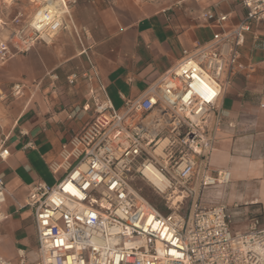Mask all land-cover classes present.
Listing matches in <instances>:
<instances>
[{"label": "built area", "instance_id": "2783aa9c", "mask_svg": "<svg viewBox=\"0 0 264 264\" xmlns=\"http://www.w3.org/2000/svg\"><path fill=\"white\" fill-rule=\"evenodd\" d=\"M238 1L244 17L235 25H228L229 14L201 12L202 21L220 30L210 43L183 50L140 97L125 100L120 110L93 97L90 122L61 142L48 163L59 175L55 184L37 182L28 191L24 206L34 217L36 264H264V227L257 216L245 232L232 231L225 205L200 208L196 202L204 189L230 181L229 171L210 167L216 134L228 118L221 101L235 78L254 72L241 48L254 26L264 28V0ZM59 2L35 13L13 49L0 41V64L63 28L66 5ZM75 81V74L67 78ZM23 87L16 82L8 94L0 90V101L20 97ZM7 156L0 141V159ZM151 171L167 184L163 192L152 185L155 192L181 197L166 214L131 186L133 177L148 182ZM5 198L0 178V223ZM185 199L192 202L187 215L178 212ZM0 264L10 263L0 257Z\"/></svg>", "mask_w": 264, "mask_h": 264}, {"label": "crops", "instance_id": "0c3cea01", "mask_svg": "<svg viewBox=\"0 0 264 264\" xmlns=\"http://www.w3.org/2000/svg\"><path fill=\"white\" fill-rule=\"evenodd\" d=\"M100 2L70 7L75 30L86 29V38L80 40L66 25L50 44L39 41L0 64L3 93L13 83L24 86L20 97L0 101V141L8 150L0 159L6 187L0 257L10 264H20L21 257L24 264L38 261L33 213L24 206L28 191L37 182L55 184L48 163L61 142L90 122L93 97L106 98L120 110L125 100L140 97L175 66L183 50L210 43L220 28L202 21L201 12L229 14L230 26L244 17L238 0H182L173 8L156 2ZM241 56L254 72L238 76L225 90L221 108L228 118L221 121L210 155L211 169L229 171L230 181L204 189L198 204L211 207L201 197L207 201L215 195L228 208L231 230L245 232L252 216L264 227V28L254 26L244 36ZM71 74L76 81L68 84ZM228 123L234 127L227 128Z\"/></svg>", "mask_w": 264, "mask_h": 264}, {"label": "rangeland", "instance_id": "374dc122", "mask_svg": "<svg viewBox=\"0 0 264 264\" xmlns=\"http://www.w3.org/2000/svg\"><path fill=\"white\" fill-rule=\"evenodd\" d=\"M52 1L55 5H56L55 2H57L60 5L59 0H52ZM62 1L66 5V8H61L64 11V13L62 14L63 25H64L63 28L66 25H68L70 26L71 29L74 30L77 38L79 39L81 38L80 40H82L83 37L86 38L88 35L86 29L75 30V27L73 26V23L69 16V10L71 6H75L77 4L87 5L90 0H62ZM100 1L101 2L99 4L109 5L116 0H100ZM129 1L156 2L165 7L173 8L175 7V5H178L182 0H129ZM188 1L194 2L197 0H188ZM198 1H207V0H198ZM45 5H46V0H0V41H6L11 46V49H13L12 44L16 43L15 41L17 40L18 33L27 35L28 25L31 22L32 17L35 15L37 11H39ZM37 42L39 41H36L35 44ZM50 43H51V38L45 44H50ZM56 177L58 178L59 175H56ZM131 186L134 190H136V192L140 197L152 203L157 208V210L162 214H166L171 211L172 203H175L174 200L178 196L171 193L159 194L154 191L152 185L149 182L140 179L138 177H133L131 179ZM201 199H202L201 203L207 204L208 206L221 204V202H218L216 200L215 195L209 196L207 198V201H205V197H201ZM196 202L197 203L200 202V194L196 195ZM191 206H192L191 199L182 200V204L179 205L178 212L187 215L191 211Z\"/></svg>", "mask_w": 264, "mask_h": 264}, {"label": "bare ground", "instance_id": "6f19581e", "mask_svg": "<svg viewBox=\"0 0 264 264\" xmlns=\"http://www.w3.org/2000/svg\"><path fill=\"white\" fill-rule=\"evenodd\" d=\"M46 5L48 6H56L52 0H46ZM49 38H46V41H48ZM147 178H148V182L155 186L156 188H158L160 191H164L167 187V184L165 182H163V180L161 179V177L155 173L154 171H151V173L147 174ZM173 196V195H172ZM181 197H176V199L174 200V202H178L180 201Z\"/></svg>", "mask_w": 264, "mask_h": 264}, {"label": "trees", "instance_id": "16d2710c", "mask_svg": "<svg viewBox=\"0 0 264 264\" xmlns=\"http://www.w3.org/2000/svg\"><path fill=\"white\" fill-rule=\"evenodd\" d=\"M148 202V201H147ZM149 204H151L154 208H156L152 203L148 202ZM157 209V208H156Z\"/></svg>", "mask_w": 264, "mask_h": 264}]
</instances>
